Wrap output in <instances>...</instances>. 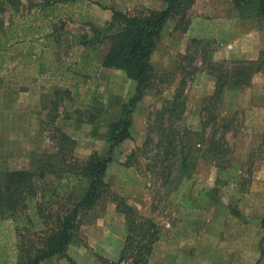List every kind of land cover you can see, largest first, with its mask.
I'll list each match as a JSON object with an SVG mask.
<instances>
[{"label":"rangeland","instance_id":"374dc122","mask_svg":"<svg viewBox=\"0 0 264 264\" xmlns=\"http://www.w3.org/2000/svg\"><path fill=\"white\" fill-rule=\"evenodd\" d=\"M6 1L0 0V8ZM41 3L12 0L14 10L0 11V171L28 170L36 154H54L44 159L60 168L56 152L61 134L71 140L64 146L65 161L94 151L105 155L109 124L135 89L122 70L94 66L100 64L105 45H85L80 38L92 37V26L103 29L111 9L150 7L129 6L130 0H84L71 7L73 20L43 22L38 39L18 38L22 22L42 20L32 8ZM220 9L236 30L229 43L240 45L246 24L256 40L263 39L264 23L242 18L230 0H194L189 23L194 15L210 20ZM174 25L171 19L164 27L152 64L158 72H169L178 64V54L194 56L183 79L184 105L167 118L164 109L183 74L148 91L133 110L130 137L111 149L104 179L111 192L155 223L158 238L147 264H264V50L254 59L229 58L259 59L261 70H252L245 87L226 88L220 103L205 109L214 78L191 39L209 42L210 59L217 41L186 37L187 29L181 32ZM13 33L17 37L10 38ZM174 39H184L183 51L170 46ZM31 43L34 53L21 55ZM200 73L206 76L200 79ZM114 206L107 201L84 218L72 258L84 264L118 260V243L128 232ZM22 226L18 231L12 219L3 221L0 264H14Z\"/></svg>","mask_w":264,"mask_h":264},{"label":"trees","instance_id":"16d2710c","mask_svg":"<svg viewBox=\"0 0 264 264\" xmlns=\"http://www.w3.org/2000/svg\"><path fill=\"white\" fill-rule=\"evenodd\" d=\"M11 1L4 2L0 11L6 7L13 9ZM83 1L42 0L41 4H34L32 8L38 10L42 20L38 24L22 22L18 38L24 39L30 35L38 39L43 22L73 20V12L69 8ZM163 1L166 3L163 10L111 9V20L103 29L92 26L93 36L88 38L82 35L80 38L85 45L95 42L105 45L101 62L95 67L122 70L128 79L135 82L133 95L121 105L120 116L109 124L106 154L100 155L94 151L84 159L69 156V160L65 161L64 146L71 140L61 134L56 152L62 162L60 168L56 169L52 162L44 159L54 154H36L28 170L0 171V229L7 219L14 221L18 231H21L20 224L24 227L23 232L18 233L14 264H41L53 256H61L70 264H78L67 255V248L76 237L84 218L92 215L99 205L107 201L114 202L115 210L123 214L128 233L119 259L116 262L105 261L104 264H147L158 238V229L152 219L139 216L133 205L111 192L104 177L111 162V149L130 137L133 110L148 91L160 89L176 73L183 74L172 99L168 100V107L164 109V112H168L167 118L171 119L177 108L184 105L183 79L188 77V66L193 63L194 56L187 51L178 54L179 62L172 71L158 72L154 70L152 55L169 20L175 21V30L185 32L189 25L188 11L194 0ZM230 3L242 18L252 17L259 24L264 23V0H230ZM13 37H17V34L13 33L10 38ZM191 44L200 46L201 63L214 78L213 89L205 98L208 104L205 109L215 108L226 88L245 87L249 84L252 70H261L259 59L214 61L206 57L208 41L192 38ZM24 53H34L32 43L21 55ZM193 69L192 73L196 68ZM186 159L184 157L183 164ZM49 175L53 176L51 180L47 179ZM38 181L42 183L38 184ZM261 226L264 228V217Z\"/></svg>","mask_w":264,"mask_h":264},{"label":"crops","instance_id":"0c3cea01","mask_svg":"<svg viewBox=\"0 0 264 264\" xmlns=\"http://www.w3.org/2000/svg\"><path fill=\"white\" fill-rule=\"evenodd\" d=\"M131 5L129 6H148L151 9L163 10L166 7V3L163 0H130ZM70 11L72 8H69ZM223 11L217 10L216 14L211 15L212 19L205 20L200 18L198 15H194L190 18V23L185 32L186 37H202V38H213L217 41V47L213 52L212 60L217 61L220 59H229V58H239V59H254L261 51L264 50V37L263 39L256 40L254 35L251 34V31L248 27L249 24H246V28L242 30V37L240 39V45L229 43L231 37L235 36L236 30L231 27V20L227 16L220 15ZM169 21L166 23V25ZM165 25V26H166ZM173 28H171L172 31ZM230 36V37H228ZM229 38V39H228ZM184 39H174L170 44L171 47L178 51H183L185 49ZM230 45V49L227 46ZM224 50V51H222ZM238 53V54H236ZM102 69H108L103 68ZM205 73H200L198 78H204ZM205 89L202 90V92ZM124 238L118 243L117 251L120 253L123 248ZM74 244V240L70 243L67 248V255L72 258L70 254L71 247ZM82 255H85L84 252H80ZM74 259L78 264H84L78 259ZM119 259V258H118ZM79 261V262H78ZM41 264H70L68 260L61 256H53L49 259L44 260ZM92 264H97L95 261H92Z\"/></svg>","mask_w":264,"mask_h":264}]
</instances>
